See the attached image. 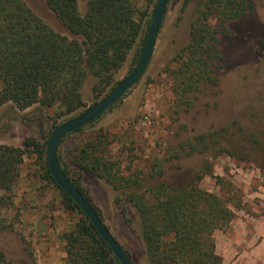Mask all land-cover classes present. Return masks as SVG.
<instances>
[{
	"label": "trees",
	"instance_id": "16d2710c",
	"mask_svg": "<svg viewBox=\"0 0 264 264\" xmlns=\"http://www.w3.org/2000/svg\"><path fill=\"white\" fill-rule=\"evenodd\" d=\"M45 1L72 37L52 29L24 0H0V107L12 103L22 111L34 106L57 108V118L79 114L86 107L82 88L90 74L97 79L94 92L100 95L116 86L115 75L131 54L130 73L138 65L158 0H146L142 5L140 0H89L84 15L80 13L79 0ZM191 1L186 0L183 11ZM255 8L254 0H200L188 29V41L179 51V59L177 55L173 59L177 66L171 73L181 82L183 95L204 87L212 79L210 67L216 61L219 35L227 34L229 23L247 18ZM261 100L262 95L256 99L259 103ZM253 110L254 106L242 113L251 117L256 113ZM85 128L61 141L59 162L104 224L102 210L81 185L83 173L105 180L114 188L118 201L121 196L133 206L142 227L144 264H225L217 253L214 235L234 220L236 211L244 209L242 192L234 183L215 177L222 197L202 189L201 181L212 172L209 163L196 171L188 169L193 177L180 184L175 177L181 174L182 166L176 167L177 173L171 179L165 176L167 169L163 166L158 179L157 172L145 176L131 172L120 158L110 155L112 140L102 130L92 140L75 147L72 163L79 174L73 178L61 155V145ZM51 135L43 145L35 139H27L22 147L0 145V232L13 227L4 213L13 205L11 194L21 178L25 159L38 155L43 161L45 179L59 189L66 208L79 216L62 235L67 263L121 264L88 216L53 179L47 163ZM216 144L220 148L216 149ZM210 151H214V157L227 154L240 161L253 157L259 164V159L264 158V131L248 133L235 118L227 127L193 136L177 150L179 159ZM0 264H8L3 254Z\"/></svg>",
	"mask_w": 264,
	"mask_h": 264
},
{
	"label": "rangeland",
	"instance_id": "374dc122",
	"mask_svg": "<svg viewBox=\"0 0 264 264\" xmlns=\"http://www.w3.org/2000/svg\"><path fill=\"white\" fill-rule=\"evenodd\" d=\"M24 1L52 29L72 37L45 0ZM88 2L79 0L82 15ZM145 2L140 0L141 5ZM185 3L186 0L168 2L152 60L138 83L97 122L82 133L67 137L61 145V155L71 176L76 178L79 172L72 163L75 147L92 140L102 130L112 140L110 155L120 158L131 172H142L143 176L157 172L158 179L164 167L165 176L171 179L177 173L176 167L182 166L181 174L175 177L180 184L193 177L191 170L211 164V175L203 178L200 187L222 197L215 177L225 178L242 192L244 202V209L236 211L234 220L215 232L218 255L225 264H264V158L257 164L253 157L240 161L227 154L214 157L216 154L210 151L179 159L177 152L193 136L227 127L235 118L248 133L264 131V0H254L256 8L252 15L227 25L228 33L218 38L216 61L210 67L212 79L187 95H183L181 82L171 73L177 66L173 59L176 55L179 59L200 6V0H192L183 11ZM132 56L115 75L116 86L131 74ZM96 83L91 74L85 81L82 93L86 107L82 114L116 87L97 95ZM260 95L259 103L256 99ZM188 101L190 105H186ZM252 106L255 115H243L242 111ZM80 113L57 118V108L34 106L22 111L12 103L5 104L0 107V145L22 147L27 139L43 145L56 126ZM43 168L38 155L25 159L21 178L11 194L13 205L4 213L8 222H13V227L0 232V255L5 256L8 264H45L50 249L59 259L65 252L63 233L79 220L74 211L66 208L59 189L45 179ZM82 175L81 185L102 210L110 232L135 264H144L142 227L133 206L121 196L118 201L114 188L105 180L88 173Z\"/></svg>",
	"mask_w": 264,
	"mask_h": 264
},
{
	"label": "water",
	"instance_id": "95a60500",
	"mask_svg": "<svg viewBox=\"0 0 264 264\" xmlns=\"http://www.w3.org/2000/svg\"><path fill=\"white\" fill-rule=\"evenodd\" d=\"M169 0H158L147 39L143 46L140 61L133 72L122 80L108 96L92 106L82 115L71 118L55 127L47 148V163L56 184L71 198L88 216L96 230L121 264H132V260L122 245L100 220L96 211L88 203L83 194L70 182L58 159L61 141L69 134L87 127L102 117L118 103L142 78L153 57L159 31L161 29Z\"/></svg>",
	"mask_w": 264,
	"mask_h": 264
},
{
	"label": "crops",
	"instance_id": "0c3cea01",
	"mask_svg": "<svg viewBox=\"0 0 264 264\" xmlns=\"http://www.w3.org/2000/svg\"><path fill=\"white\" fill-rule=\"evenodd\" d=\"M66 256V253L62 252L60 254V258L57 259L56 256H54V252L52 251V249H50V251L45 255V264H68L65 260Z\"/></svg>",
	"mask_w": 264,
	"mask_h": 264
}]
</instances>
